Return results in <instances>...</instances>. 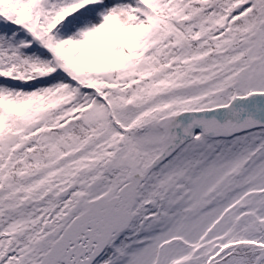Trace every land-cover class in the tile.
I'll use <instances>...</instances> for the list:
<instances>
[{
    "label": "snow or ice",
    "instance_id": "6c2138e0",
    "mask_svg": "<svg viewBox=\"0 0 264 264\" xmlns=\"http://www.w3.org/2000/svg\"><path fill=\"white\" fill-rule=\"evenodd\" d=\"M0 264H264V0H0Z\"/></svg>",
    "mask_w": 264,
    "mask_h": 264
}]
</instances>
